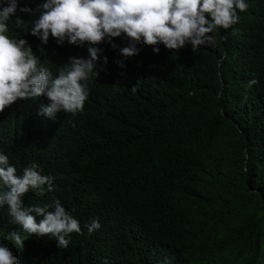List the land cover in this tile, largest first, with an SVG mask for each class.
I'll use <instances>...</instances> for the list:
<instances>
[{"label": "trees", "instance_id": "16d2710c", "mask_svg": "<svg viewBox=\"0 0 264 264\" xmlns=\"http://www.w3.org/2000/svg\"><path fill=\"white\" fill-rule=\"evenodd\" d=\"M18 2L35 8L43 0ZM245 2L239 22L217 28L214 45L195 52L190 44L178 51L160 44L159 53L141 44L122 68L105 40L75 116L42 119L33 103L42 96L7 109L34 114L0 118V151L17 174L35 162L53 177V190L30 191L25 206L59 199L82 230L66 249L36 235L19 248L7 239L18 225L0 207V244L19 264H264V0ZM17 14L29 26L36 18ZM9 29L37 55L46 49L41 61L54 75L70 56L88 55L87 44L57 45L51 36L41 45L15 18ZM253 78L258 84L247 88ZM93 219L101 228L89 234Z\"/></svg>", "mask_w": 264, "mask_h": 264}, {"label": "clouds", "instance_id": "9594fccd", "mask_svg": "<svg viewBox=\"0 0 264 264\" xmlns=\"http://www.w3.org/2000/svg\"><path fill=\"white\" fill-rule=\"evenodd\" d=\"M248 6L245 0H43L33 8L29 4L21 6L18 0H0V118L34 114L29 107L7 109L40 96L33 103L42 119L54 118L58 112L75 116L84 110L90 74L101 61L103 49L99 45L105 40L113 49L118 48L124 59L116 63L122 68L124 60L139 54L141 48L137 45L141 44L153 46L154 53H159L160 44L175 51L190 44L195 52L202 45H214L211 33L217 28L231 29ZM17 13L36 18L29 26ZM12 18L17 29L37 37L41 45H47L51 36L57 45H63L65 40L81 47L87 44L88 55L70 56L54 75L46 66L49 61H41V57L48 56L43 46H38L37 55L27 39L9 35ZM122 35L128 38V44L118 47L113 38ZM102 62L106 65L108 57L104 56ZM256 84L258 80L253 78L246 87ZM137 86L138 81L132 86L133 92ZM38 169L39 165L33 162L17 174L8 155L0 151V207L7 205L11 223L18 225V231L9 232L7 239L23 248L24 241L32 235L54 237L57 247L66 249L71 234H82V230L61 201L56 199L43 206L24 204L30 191L43 197L46 191L53 190V177ZM85 227L91 234L101 224L93 219ZM0 264H19V258L4 244H0Z\"/></svg>", "mask_w": 264, "mask_h": 264}]
</instances>
